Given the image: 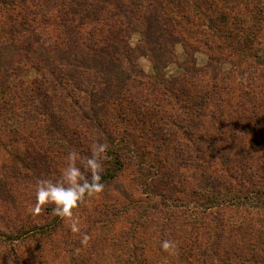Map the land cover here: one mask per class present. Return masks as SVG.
Wrapping results in <instances>:
<instances>
[{
	"label": "rangeland",
	"instance_id": "obj_1",
	"mask_svg": "<svg viewBox=\"0 0 264 264\" xmlns=\"http://www.w3.org/2000/svg\"><path fill=\"white\" fill-rule=\"evenodd\" d=\"M62 1L0 0V41L9 46L12 42L8 41L10 37L8 31L12 25L26 22L39 39L36 45L39 47L41 55L44 54V48H41L42 44L45 45V48L55 44L61 49V42L63 45H67L73 41L66 35L64 26L58 24L63 19L60 13L63 14L68 10L74 11L81 18L79 19L76 17L77 15L73 14L68 15L69 21L73 22L72 25L79 26L77 20L86 23L84 27H79L84 36L88 32H98L101 29L108 31L109 29H124L129 26L132 31H130L127 44L134 49L132 63L136 64V68L144 75L142 81L153 83L156 87L154 89L151 85H144L145 88L142 90H131L130 97L135 99V105H131V111H126V114L122 113L120 106L115 102L104 106L101 112L102 126H108L115 130L116 136H124L135 145L133 147L137 152H149V154H145L146 157L152 158L154 161L152 164L145 165L170 168L175 176L172 183L179 191L168 200L169 193L164 190L165 179L163 177H158L157 180L152 175L144 176L145 173L142 175L133 174L134 168L129 166L122 171L116 182H110L98 196L86 198L75 210L76 216L79 217L80 229H85L82 221L87 218V215L94 212L96 206L103 204V201L111 200L116 208H120V211H116L120 217L117 226H127L134 230L133 241L136 244L141 240L145 242L150 246L147 248L150 249L147 253L148 257L157 259L158 251L156 249L161 245L159 238L162 232L165 233V230L161 231L160 221L154 220L150 225L142 224L141 219H138L141 211L136 206L146 207L165 201L164 204L168 205L169 211H175V214L171 211L173 213L171 220L164 223L170 224L171 230H176L179 222L173 207H177L178 201H180L176 198L179 196L192 198L189 195L191 190L202 187L204 184L202 167H204L203 171L211 177H216L221 173L225 175L226 171L232 172L235 177L230 178L233 189L242 190L236 192L237 194L234 196H232L233 193L228 196L231 201L222 207L224 219L235 223L237 221L247 222L251 218L255 225L253 230H257V235L260 237L264 235V105L261 106L264 104V97H262L264 91L252 87L247 88L245 85L243 91L248 92V97L245 98L244 92L237 90L239 85H243L249 79H254V83L259 85L261 80L258 79V74L264 71V67L258 68L254 64L253 68L257 66L256 71V69L252 68L251 70L248 65L241 63L240 69L237 68L234 72L232 61L236 56L238 57L239 53H233L228 49L223 50L225 53L222 58L213 63L218 78L214 80L217 88L211 89L213 75L212 69L208 65L209 51L203 47L201 42L198 43L195 39L185 37L189 47H186L179 39L171 46L166 45L170 51V54H166L169 58L168 63L156 74L152 60L148 55H142L138 51V47L143 45V36L149 31L148 26H144L145 16L150 17L155 12L160 13L158 0H143V5L138 9L140 17L137 20L132 17L126 20L118 16L109 17L108 12L96 11L95 7L92 10L87 7L85 12L80 6L67 8L64 6L69 3L64 4ZM209 1L214 2L211 11L217 13L222 8L229 16L230 22L235 24L234 30L241 36L251 35L253 32L257 41L253 45V50L259 48L261 52H264V0ZM3 2L9 4H3ZM247 2L249 4L245 7L244 4ZM50 4H53L54 7H51ZM234 7L235 9H233ZM245 8L248 10L246 11ZM259 8L261 9L260 13L258 12ZM257 15H260L258 22L255 21ZM207 21L204 19V22ZM200 28L208 30V24H204ZM150 30L153 33L156 31L154 27ZM177 34H174L175 38L180 36ZM76 36L80 37L77 34ZM216 41L219 44L232 43L227 39H216ZM143 46L145 47V45ZM228 53H233L231 59L227 57ZM254 60L253 52H249L247 63L253 64ZM186 68L193 70L184 75ZM254 72H256L255 75H253ZM182 75L193 83L192 88L183 83L184 88L187 87L184 90H188V94L196 96L197 100L198 97L200 98V94L202 97L210 95L211 98H215L216 96H213L212 93H217L220 97L213 103L204 100L200 106H196L198 109L196 111L189 110L187 100L182 97V94L174 91V89H178L175 82ZM224 75L227 76V79H222L225 77ZM34 83H40L42 91L49 93L48 106L53 107L54 112L58 109L63 110L60 113L62 119L37 116L31 120L23 114L31 115V107L37 104V100L33 104L24 103L29 107H23V102H19L16 98L17 90L12 88L21 86L25 91H28L33 89ZM6 85L9 88L12 86V93L14 90L16 93L14 98L11 95L10 98L14 100L8 105L6 88L0 86V264H67L69 262L67 251L70 249L68 244L69 242L74 244L72 243L74 240L78 244H83L82 230L79 233H73L66 221L60 222V227H57L56 224L59 221L53 222V219L57 217L53 215L51 205L39 214L34 213V187L40 179L59 178L70 151L79 153L81 158L87 157L94 144L105 143V136L94 121L84 119L85 111L81 113L76 109L68 108L71 105L69 104L71 103L70 99L65 95L64 89L61 90L54 84L51 76L44 78L29 66L20 67L18 77L9 79ZM167 86H170L169 90H173L171 95ZM221 86L225 87L226 93L219 90ZM5 102L6 106L3 105ZM134 110L138 114H132ZM255 112L256 117L261 116L262 121L255 118L254 122L247 120V117ZM172 122H175V126L171 125ZM242 123L246 125L241 128ZM61 126L62 129L57 130ZM220 126L223 127V134L216 130ZM158 132L163 133L162 137L164 138H170V133L174 132V136L171 138L173 142L163 147L160 144L162 137L158 136V141L148 145L143 143L146 136L150 138ZM144 134H146L145 137H143ZM215 135L218 137L217 141L213 139ZM189 140L191 143L196 141V144L191 146ZM175 147L178 150H174ZM193 147L195 151L196 149L199 151L196 153ZM177 151L182 156L177 155ZM187 152L197 159L189 157ZM245 154L249 157L242 161L246 157ZM28 155L38 160L39 165L36 169L24 170L22 168L21 161L30 164ZM176 156H178L177 159ZM223 158H226V163H223ZM206 159L211 162L204 163ZM170 160H174L176 164H170ZM181 162H184L185 165L179 167L178 164ZM104 167L105 165H103ZM165 168L161 170L163 171ZM12 169L15 171L16 177L12 176ZM156 171V167L151 170L153 173ZM17 172L23 177L19 176ZM239 183L243 187H239ZM4 186L5 188H3ZM154 191L156 192L154 193ZM153 194L155 197L151 198ZM186 200L182 199L181 202ZM160 216L161 214L158 213L159 220H161ZM257 217L262 218L261 224L254 221ZM54 226L55 233H52L50 229ZM32 228L35 229L34 232H38V235L27 238L29 236L27 231ZM21 232L26 234L25 237L21 234V238L15 239ZM77 234H80L81 237H78Z\"/></svg>",
	"mask_w": 264,
	"mask_h": 264
},
{
	"label": "trees",
	"instance_id": "obj_2",
	"mask_svg": "<svg viewBox=\"0 0 264 264\" xmlns=\"http://www.w3.org/2000/svg\"><path fill=\"white\" fill-rule=\"evenodd\" d=\"M142 1L63 0L62 2L64 4L69 3L67 6H64L67 8H78L80 6L85 12V8L90 7V10H92L95 7L96 11L108 12L109 17L114 18L118 16L124 20L132 17L137 20L140 17L138 9L143 5ZM3 4L9 3L3 2ZM213 4L214 2H210L209 0H158L160 13L155 12L150 17L145 16L144 26H148L149 31L148 34L142 35L145 47L143 45L138 47V51L142 55L146 54L152 60L156 74L160 71V68L166 66L168 63L169 58L166 54H170V51L166 45L171 46L179 39L186 47H189L187 43V39L189 38L195 39L198 43L201 42L203 47L209 51L208 65L212 69L213 75L211 89L217 88L214 80L218 78L216 67L213 66V63L222 58L226 49L233 53H239L238 57L236 56L232 61L234 72L235 69H240L241 63L248 65L251 70L254 64L258 68L264 67V52H261L259 48L253 50V45L257 42L255 40L256 37L253 36L254 33L241 36L239 32L234 30L235 24L230 22L229 16L226 15L227 13L222 8L217 13L211 11ZM247 4L249 3H245L244 6L246 7ZM50 5L54 7L53 4ZM60 8L59 12L61 11ZM245 10L247 11L248 8H245ZM258 12H261L260 8ZM71 14L77 15L76 17L81 19L74 11L68 10L63 14L60 13L63 19L58 24L64 26L66 35L73 40L67 45H63L61 42V49L56 47L55 44L48 45V48H45V45L42 44L43 47L41 48H44V54L41 55L39 47L36 45L39 39L34 30L30 29L29 24L26 22L12 25L8 31V35L10 36L8 41L12 42L9 46L7 43L0 41V86H5L6 88L5 94L8 97V101L6 100L8 105L14 100L10 98L11 95L14 98V94L16 93L15 90L13 93L11 90L16 89L18 92L16 98L19 102H23V107H29L24 103L30 102V104H33L37 100V104L31 107V115L23 113L27 119L33 120L37 116H46L49 119H62L60 113L63 110L58 109V111L54 112V108L48 106L49 93L42 91L40 83H34L33 89H29L28 91H25L21 86H14V88L10 86L9 88L6 85L9 79L18 77L20 67L29 66L33 70L38 71L44 78L45 76H51L54 84L59 86L61 90L64 89L65 95L70 99L71 103L69 104L71 105L68 108L76 109L81 113L85 111L83 114L84 119L94 121L105 136L106 140L104 144L107 145L108 149L106 159L103 161L105 167L102 173V183L108 186L110 182H116L118 177L121 176L122 171L132 166L134 168L132 170L133 174L138 173L142 175L145 173L144 176L152 175L157 180L158 177H163L165 179L163 184L164 190L169 193L167 198L170 200L172 195L179 192L175 189V184L172 183L175 177L173 171L170 168H165V166H162V168H165L162 171V168L155 166L157 171L155 173L151 172L155 167L145 165L147 163L152 164L154 161L152 158L146 157L145 154H149V152H137L134 144L130 143L124 136H116L115 130L108 128V126H102L101 122V112L104 106L110 102H115L120 106L122 113L126 114V111H131V105H135V99L130 97L131 90H142L145 88L144 85H151L154 89L156 87L153 83L142 81L144 75L136 68V64L132 63L134 49L127 44L132 29L130 30L129 26L124 27V29H109L108 31L101 29L98 32H88L84 36L79 27H84L86 23L77 20L76 22L79 26L72 25L73 22L71 23L68 18V15ZM204 19L208 21L204 22ZM258 19H260V15H257V18L255 17V21L258 22ZM204 24H208L209 31L200 28ZM153 27L156 29L154 33L150 30ZM127 28H129V31L126 32ZM76 29L80 32L76 31ZM79 33L81 34L79 35ZM175 33H178L177 35L180 36L175 38ZM76 34L80 37L78 38ZM215 38L221 40L227 39L232 43L219 44ZM249 52H253L254 54L255 62L253 64L247 63ZM233 53H228L227 57L231 59ZM257 66L253 68L256 71ZM192 70L186 68L184 75L189 74ZM224 76L222 79H227V76ZM263 76L264 71L258 74V79L261 80L259 85L254 83V79H249L248 82L239 85L240 87L237 90L244 92L245 98L248 97V92L243 91L245 85H247V88L252 87L264 91ZM220 81L222 82V80ZM183 83L190 85L192 88L193 83L182 75L175 82L178 85V89L176 88L174 91L182 94V97L187 100V108L189 110L196 111L198 110L196 106H200L204 100H209L210 103H213L220 97L217 93H212L213 96H216L215 98H211L210 95L202 97L200 94V98L198 97L197 100L196 96H192L188 94V90H184L187 87L184 88ZM170 86H167V89L171 95L173 90H169ZM219 90H223V93L227 92L223 86ZM6 104L5 102L3 105L6 106ZM38 105H40L41 110ZM132 114L136 115L138 112L134 110ZM256 116L255 112V114L249 115L247 120L254 122L255 118L258 121H262L261 116ZM171 125L175 126V122H172ZM244 125L246 124L242 123L241 128ZM61 129L62 126L57 128V130ZM151 129L153 130V127ZM216 130L220 134H223V127L221 128L220 126ZM162 135L163 133L158 132V134L154 133V136L149 138L144 134L143 137H146L143 139V143L148 145L154 141H158V136L162 137ZM229 135L231 136V133ZM173 136L174 132L170 133V138H160V144L166 147L169 143L173 142L171 139ZM199 138L202 139L200 136ZM213 139L217 141V135L213 136ZM189 142L191 143L190 140ZM195 144L196 141H192L191 146ZM154 146L157 147L155 144ZM174 150H178L177 147ZM196 151L199 150L196 149ZM177 152V155L182 156L179 151ZM187 154L189 157L195 158L194 155L188 152ZM209 154L212 153L209 152ZM245 156L242 161L249 157L246 154ZM29 160V165L21 161L22 168L24 170H28L29 168L36 169L39 165L38 160L30 156ZM222 161L226 163V158H223ZM209 162L207 159L204 161V163ZM169 163L176 164L174 160H170ZM178 165L180 167L185 165V163L181 162ZM203 168L204 184L202 187L191 190L189 195L192 198H187L189 196H179V198H176L180 200L178 201V206L173 207L176 210V217L179 222L176 230H171V225L164 223L171 220V216L173 213L175 214V211H169L170 208L167 204H164L165 201L146 207L142 205L136 206V208H140L141 214H139L138 219H141L140 222L142 224L150 225L154 220L156 222L160 221L161 231L165 230V233L162 232L159 240L161 242L163 240L175 241L177 248L174 254H169V252L162 250L161 246H158L156 249L158 251V258L148 257L147 253H149L148 250L150 249L147 248H150V246L142 240L136 244L133 241L135 236L134 230L127 226H117L120 217H118L119 213L116 211H120V208H116L111 200H107L103 201V204H100V206H96L94 212L87 215V218L82 221L83 226L85 225V229H81L82 237L83 234H87L89 239L83 244H78L75 240L72 241L74 244H70L71 242H69L68 246L70 249L67 251L69 262L67 264H264V235L260 237L257 235V230H253L255 226L253 220L250 218L247 222L237 221L230 223L222 215V207L225 203L231 201L228 199L230 193H233L232 196H234V194H237L236 192L242 191L233 189V183L230 178H235L234 175L232 172L226 171L225 175L221 173L216 177H211L203 171ZM17 174L22 176L19 172ZM12 176L16 177L13 169ZM239 187H243L241 183H239ZM154 197L153 194L151 198ZM182 199L187 200L181 202ZM188 203L191 204L188 206ZM158 213L161 214V220L158 219ZM56 221H59L56 226L60 227L59 223L62 220L57 217L53 219L54 223ZM254 221L261 224L263 220L257 217ZM34 230L32 228L27 231L29 235L27 238H33L35 235H38V232H34ZM54 230L55 226L50 229L52 233H55ZM21 234L22 232L15 239L21 238L20 236L22 235L25 237L24 235H26L24 233ZM79 235L77 234L78 237H81ZM107 248L108 250H106Z\"/></svg>",
	"mask_w": 264,
	"mask_h": 264
},
{
	"label": "clouds",
	"instance_id": "obj_3",
	"mask_svg": "<svg viewBox=\"0 0 264 264\" xmlns=\"http://www.w3.org/2000/svg\"><path fill=\"white\" fill-rule=\"evenodd\" d=\"M107 145L96 143L90 155L81 158L79 153L70 151L65 166L57 179H40L34 187L35 206L33 212L39 214L47 206H52L54 216L66 221L73 233L81 231L79 217L75 210L86 198L98 196L103 192V161L106 159ZM89 237L83 234L82 242ZM161 249L174 254L177 244L172 240H163Z\"/></svg>",
	"mask_w": 264,
	"mask_h": 264
}]
</instances>
